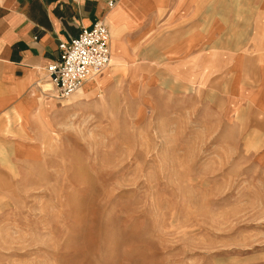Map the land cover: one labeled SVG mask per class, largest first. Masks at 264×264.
Wrapping results in <instances>:
<instances>
[{"label":"rangeland","instance_id":"1","mask_svg":"<svg viewBox=\"0 0 264 264\" xmlns=\"http://www.w3.org/2000/svg\"><path fill=\"white\" fill-rule=\"evenodd\" d=\"M219 14L229 25L214 36L261 30ZM158 40L103 87L45 94L63 104L51 129L0 130V264H264V109L234 87L256 78L242 49L257 45L228 44L240 64L194 87Z\"/></svg>","mask_w":264,"mask_h":264},{"label":"crops","instance_id":"2","mask_svg":"<svg viewBox=\"0 0 264 264\" xmlns=\"http://www.w3.org/2000/svg\"><path fill=\"white\" fill-rule=\"evenodd\" d=\"M230 2L224 5L222 0H0V130L8 131L12 118L13 123L51 129L63 104L45 99V94L53 95L54 89L45 67L57 59L59 41H67L97 20L106 23L110 30L112 66L138 70L131 62L144 59V43H159V37L164 43L161 58L177 62L172 68L167 63L166 70L178 76L192 74L194 87L201 86L203 76L224 60L229 63L237 60L236 64H240L238 48L228 44L240 43L242 48L251 43L257 45L255 49L259 52L252 55L250 47L242 49L250 67L258 70L256 78L251 81L242 78V85L234 87H253L255 91L249 98L264 109V0ZM203 11L209 14L202 15ZM229 11L242 12L241 26L247 29L251 19L257 20L255 27L260 32L251 41L248 32L237 41L228 40V36H214L219 28L229 25L228 15L219 13ZM187 23L194 27L186 31ZM170 28L176 32L172 42ZM203 45L207 48L203 49ZM211 59L221 62L203 69L202 62ZM116 67L110 75L109 64L81 87H103L114 77ZM241 67L243 64L238 68ZM101 81L103 84H97ZM178 82V87H186L183 81Z\"/></svg>","mask_w":264,"mask_h":264},{"label":"built area","instance_id":"3","mask_svg":"<svg viewBox=\"0 0 264 264\" xmlns=\"http://www.w3.org/2000/svg\"><path fill=\"white\" fill-rule=\"evenodd\" d=\"M110 39L107 24L97 20L67 41H59L57 59L45 67L58 97L71 95L87 79L107 67L111 54Z\"/></svg>","mask_w":264,"mask_h":264},{"label":"bare ground","instance_id":"4","mask_svg":"<svg viewBox=\"0 0 264 264\" xmlns=\"http://www.w3.org/2000/svg\"><path fill=\"white\" fill-rule=\"evenodd\" d=\"M110 62H111V55H110V60H109V63H108V65L110 64ZM108 65H107V66H108ZM95 76H96V75H93V76H91V78H90V79H92V78H93V77H95ZM87 81H88V80H87ZM80 88H81V87H80ZM80 88H79V89H80ZM76 91H77V90H76ZM82 91H83V93H85V94H86V92H87V88L83 89Z\"/></svg>","mask_w":264,"mask_h":264}]
</instances>
